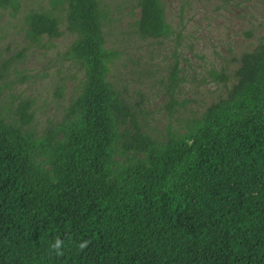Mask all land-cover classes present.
I'll return each instance as SVG.
<instances>
[{
    "label": "trees",
    "instance_id": "obj_1",
    "mask_svg": "<svg viewBox=\"0 0 264 264\" xmlns=\"http://www.w3.org/2000/svg\"><path fill=\"white\" fill-rule=\"evenodd\" d=\"M64 1L68 30L80 35L72 54L87 70L69 113L77 121L35 138L24 131L28 103L22 125L0 112V264H264V44L241 56L227 95L183 137L163 143L137 127L117 172L118 129L134 119L107 81L117 53L99 0ZM138 4L140 33L169 38L164 1ZM8 8L20 1L0 0ZM31 28L62 35L50 13L33 16ZM62 132L68 139L54 148ZM46 149H55L56 181L36 160ZM58 236L62 257L50 253Z\"/></svg>",
    "mask_w": 264,
    "mask_h": 264
},
{
    "label": "rangeland",
    "instance_id": "obj_2",
    "mask_svg": "<svg viewBox=\"0 0 264 264\" xmlns=\"http://www.w3.org/2000/svg\"><path fill=\"white\" fill-rule=\"evenodd\" d=\"M19 1L17 12L0 11V112L22 125L18 110L28 103L34 118L24 131L43 138L77 121L69 113L84 90L87 70L72 54L80 35L68 30L67 3ZM138 1L99 0L107 48L117 53L107 81L134 117L118 129L117 172L128 162L121 146L137 127L163 143L183 137L227 95L241 56L264 44V0H163L172 35L160 40L140 33ZM46 13L59 19L60 37L32 32L33 16ZM67 139L60 133L54 148ZM54 150L38 152L36 160L56 181Z\"/></svg>",
    "mask_w": 264,
    "mask_h": 264
},
{
    "label": "clouds",
    "instance_id": "obj_3",
    "mask_svg": "<svg viewBox=\"0 0 264 264\" xmlns=\"http://www.w3.org/2000/svg\"><path fill=\"white\" fill-rule=\"evenodd\" d=\"M89 241H82L77 245L79 251L83 252L88 246ZM65 241L61 237H56L50 245V253H55L57 257L65 255Z\"/></svg>",
    "mask_w": 264,
    "mask_h": 264
}]
</instances>
